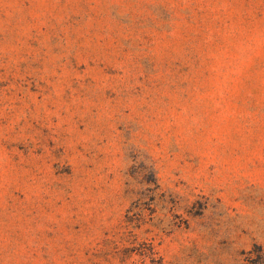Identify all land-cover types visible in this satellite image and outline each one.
I'll return each instance as SVG.
<instances>
[{
	"label": "rangeland",
	"instance_id": "1",
	"mask_svg": "<svg viewBox=\"0 0 264 264\" xmlns=\"http://www.w3.org/2000/svg\"><path fill=\"white\" fill-rule=\"evenodd\" d=\"M0 264H264V0H0Z\"/></svg>",
	"mask_w": 264,
	"mask_h": 264
}]
</instances>
